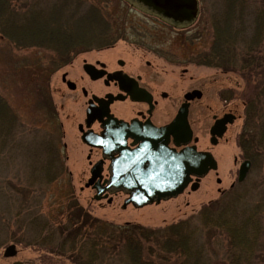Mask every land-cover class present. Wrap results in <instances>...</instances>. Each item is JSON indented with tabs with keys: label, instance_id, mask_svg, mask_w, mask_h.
Returning <instances> with one entry per match:
<instances>
[{
	"label": "rangeland",
	"instance_id": "obj_1",
	"mask_svg": "<svg viewBox=\"0 0 264 264\" xmlns=\"http://www.w3.org/2000/svg\"><path fill=\"white\" fill-rule=\"evenodd\" d=\"M37 1H40V7L49 8L55 0ZM200 1L198 23L183 31L172 29L150 14L132 7L125 0H86L83 8L86 9L90 5L102 13L103 19L106 18L105 22L108 20L111 23V38L122 33L121 39L110 46L112 49L105 50L99 56L172 62L175 66L172 64L167 71L175 80H178L181 68H187V73L183 75L184 82H179L177 86L184 85L188 88L191 77L192 86L198 85L204 91L201 99L197 101L200 105V117L197 118L194 133L200 139L199 145L202 150H212L218 162L217 173L210 172L201 179L196 190H190L188 187L176 198L156 205L142 208L128 206L123 209L121 195L112 197L110 203L105 199L94 200V191L84 186L89 167L85 157L88 149L80 142L74 118L82 111V99H77L75 93H71L60 80L61 72L68 68H53L52 52L48 50L15 48L7 39L0 36V93L16 117L15 136L6 147L4 143L5 149L4 147V150L2 149L4 156L0 160V226L6 222L14 224L13 221H28L35 206L39 208L38 214L42 216V220L47 219L65 226L69 220L68 204L75 202L87 210L91 217L117 225L130 222L147 227H162L188 218L192 225L198 228L199 220L196 215L200 207L222 197L220 191L230 189L231 183L235 185L227 196L234 193H240V196L244 197L246 195L250 204L264 200V162L251 166L246 178L241 182L235 180L240 159L234 162V157H241L243 153L238 144V135L243 128L245 100L253 96L255 83L256 86H264V74L256 81L248 83L241 79L238 72L215 71L189 62L191 55L205 50L210 45L207 44L210 41L209 36L207 40L203 41V38L197 40L194 39V32L200 26L210 29L209 23L212 22V18L217 22V15L222 9L221 0ZM87 27L80 31L88 30L89 33L91 29ZM152 33L156 34L155 40L146 41L152 44L154 50L136 49L135 44L139 43L137 34L144 36L143 34ZM177 35L183 40L187 37V41L194 42H191L192 45L187 43L184 48L182 41H172ZM92 54L93 52L90 55ZM255 55L262 63L260 70L264 69V38ZM75 57L78 56L75 55L73 59ZM170 80L172 82V79ZM226 95H232V98L230 97L232 100L228 101ZM260 106L264 108V102ZM228 107L236 110L238 120L224 139L212 147L208 141V127L212 124L213 115L221 114ZM48 138H53L58 145V151L54 152L56 149L54 151L51 149L50 153H47L43 149L44 140ZM45 153L51 154L52 157L56 153L59 162L55 165L62 168L50 181H48L50 173L42 169L40 160ZM216 178H219V182ZM21 207L27 211L16 220L15 215L22 209ZM262 221L264 224V212ZM26 234V237L32 236L28 230ZM201 237L207 241L206 248L214 260L213 264H224L222 237L217 235ZM210 242L211 245L208 246ZM261 248L264 264V236ZM106 264L122 263L112 260Z\"/></svg>",
	"mask_w": 264,
	"mask_h": 264
},
{
	"label": "trees",
	"instance_id": "obj_2",
	"mask_svg": "<svg viewBox=\"0 0 264 264\" xmlns=\"http://www.w3.org/2000/svg\"><path fill=\"white\" fill-rule=\"evenodd\" d=\"M84 1L55 0L49 8H43L37 0H0V36L15 48L48 50L57 61L82 48L109 44L121 38L122 33L111 39V23L105 22L106 18L103 19L98 9L90 5L83 8ZM221 2L217 22L215 18L211 22V43L207 50L196 56L195 63L207 66L214 60L235 62V49L243 48L236 72L242 79L250 81L262 65L255 51L264 38V0ZM87 26L91 29L89 33L88 30L80 31ZM254 90L253 96L247 98L246 113L244 105L243 128L238 139L243 155L250 159L252 167L264 162V108L260 106L264 102V86L255 83ZM245 122L248 128H245ZM15 124V114L0 93V160L6 144L15 136ZM44 143L43 149L47 153L59 149L53 138ZM40 160L42 169L50 173L48 181L62 170L55 165L59 162L56 153L53 157L46 154ZM232 191L230 188L219 199L200 207L196 215L198 228L188 218L162 227L130 222L116 225L83 213L75 202H71L68 207L73 211L71 217L68 216L70 223L63 226V235L73 239L70 244L74 252H101L106 256L105 262L118 260L122 264H213L206 248L207 241L200 236L217 235L222 237L224 264H263L264 200L250 204L246 195L227 196Z\"/></svg>",
	"mask_w": 264,
	"mask_h": 264
},
{
	"label": "flooded vegetation",
	"instance_id": "obj_3",
	"mask_svg": "<svg viewBox=\"0 0 264 264\" xmlns=\"http://www.w3.org/2000/svg\"><path fill=\"white\" fill-rule=\"evenodd\" d=\"M200 3L201 1L198 0V14L195 22L186 28L173 27L172 25L163 22L158 18L157 19L176 31L188 30L199 21ZM209 26L210 29L209 27L200 26L199 29L194 32V39L200 40L203 38L204 41L207 40V36H209L208 39H210V41L207 42L209 45L212 40L211 23H209ZM137 35L139 36V43L135 44L137 46L136 49L154 50L152 44L146 40H155L156 34H143L144 36ZM180 35L179 37L178 35L175 36L172 41H182L181 43H183L184 48L187 43L190 45L193 44L191 42L194 41H187V37L183 40L181 39L182 35ZM118 39L121 38L114 39L113 41H110L109 44L93 45L91 48H85L84 50L78 51L73 55L71 54L62 60L58 59L57 61L55 57H53L54 68L56 66L57 69L63 67L69 69L61 72V82L65 84L66 88L71 93H75L77 99H82V111L79 116L75 115L74 118L80 142L88 149L85 157L89 167L85 184L93 175H96L95 179L100 180V187L103 188L106 186L104 181L110 178L108 172L110 160L103 157L102 148L89 145L82 139V137L88 138L89 136V138L93 139L95 142H99L98 137H103V141L106 144H112L115 151L113 158L122 169L127 168L130 162L127 153H132L136 150H139L140 152V161L145 158L159 159L164 148H173L176 151H179L185 146H177L173 137L164 131V127L168 126L175 119L180 107L186 104L187 122L192 132L191 140L187 145L194 146L197 151H209L216 161V168L214 170H209L199 180L196 181V177L191 176V181L186 188L189 187L191 190V187L197 184V189L201 179L206 177L210 172L216 174L218 167V162L212 150H202L199 145L200 139L194 133L197 118L200 117V105L197 101L201 99L204 91L198 85L192 86L191 77L189 78L191 85L189 84L190 86L188 85V88H185L184 85L178 87L177 84L179 82H184L183 75L187 73V68L182 67L180 75L177 78L178 80H175L173 77H170V72L167 71V68L172 64L175 66V63L168 61L124 60L121 57L105 58L104 55L103 57L99 56V54L105 50H111L112 48H110V46H112ZM207 49L208 48L205 50ZM205 50L191 55L190 57L193 58L192 61L190 58L189 62L196 66L230 73L236 72V68L239 67L237 66L239 63L238 60L241 57V52H243V48L235 49V62L214 60V63L211 65H198L195 63L196 56ZM91 52H93L92 55H90ZM75 55L78 57L73 59ZM79 58L81 59L77 61ZM262 74H264V69L257 70V73H253L250 81L253 82L257 80ZM170 79H172V82ZM244 81L249 83L247 79ZM197 92L199 93V96H197ZM230 97L232 98V95H226L228 101L232 100ZM246 101L247 99L245 100V113L246 109L249 107ZM105 105H107L108 113H106ZM224 115H231L232 120L225 123V130L221 136H217L216 134L211 136V126L217 119L222 118ZM212 119V124L208 127V141L212 147H215L222 139H224V136L236 123L238 120V114L234 108L228 107L221 114H214ZM248 127L249 126L246 125L245 122V128ZM241 131L242 129L240 130L239 135L241 134ZM105 132L106 134L104 136ZM212 137L214 138L215 143H211ZM100 141L102 140L100 139ZM238 159H240V161L236 171V181L239 166L242 162L246 160L249 161L251 167L250 159L246 158L243 153L241 157H234V162H237ZM245 178L246 176L244 179ZM216 181L219 182V178H216ZM93 185L94 182L88 187L94 191V198L97 191ZM234 185V183H231L230 188L234 187ZM224 192L225 190H221L220 194H223ZM104 194H107V196H104ZM120 195L122 196L121 208L125 209L128 206L136 208L131 203H128L123 207L128 195L124 194L122 191L113 194L103 192L99 199L94 200L105 199L110 203L112 197ZM35 207L36 208L33 211V214L30 215L28 221H13L15 222L14 224L6 222L5 225L0 226V264H106L104 253L74 252V249L70 244L73 239L63 235L64 224L60 225L47 219L42 220V216L38 214L40 213V211H38L39 208L37 206ZM21 208L22 209H19L15 215L16 220H19V217L24 211H27L24 207ZM77 208L81 209L83 213L89 215V212L82 206L77 205ZM72 211L73 208L68 207V216ZM69 223L70 222L68 221V224ZM27 230L31 232V237H26ZM96 248L97 247L95 246L94 250Z\"/></svg>",
	"mask_w": 264,
	"mask_h": 264
},
{
	"label": "water",
	"instance_id": "obj_4",
	"mask_svg": "<svg viewBox=\"0 0 264 264\" xmlns=\"http://www.w3.org/2000/svg\"><path fill=\"white\" fill-rule=\"evenodd\" d=\"M125 1L132 7L155 16L177 28H186L193 24L198 14L197 0ZM197 96H199L198 92ZM105 109L106 113H108L107 105H105ZM231 118V115H224L222 118L217 119L210 128L211 136L215 134L221 136L225 130V123L230 122ZM164 131L173 137L177 146H185L179 151L166 147L162 150L159 159L145 158L140 161L139 150L127 153L130 162L125 169L120 168L115 161L113 158L115 154L113 146L112 144H106L103 141V137H98L99 142L93 141L89 136L88 138L82 137L89 145L102 148L103 157L110 160L108 166L110 178L104 181L106 186L100 187V180L95 179L96 175H93L85 184L88 187L94 182L93 187L97 191L94 199H99L103 192L113 194L122 191L128 195L123 207L128 203H131L136 208L153 203L158 204L160 201L169 200L181 194L190 183L191 176L196 177L197 181L209 170L216 168V161L210 152L197 151L194 146L187 145L191 140L192 132L187 122L186 104L180 107L177 116L168 126L164 127ZM211 143H215L213 137L211 138ZM249 167L250 162L247 160L240 164L238 182L244 179ZM196 187L197 184L193 185L191 189L194 190ZM104 196H107V194H104Z\"/></svg>",
	"mask_w": 264,
	"mask_h": 264
}]
</instances>
